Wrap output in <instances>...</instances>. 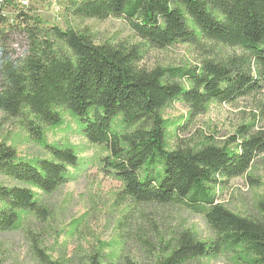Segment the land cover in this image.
<instances>
[{
  "label": "trees",
  "instance_id": "trees-1",
  "mask_svg": "<svg viewBox=\"0 0 264 264\" xmlns=\"http://www.w3.org/2000/svg\"><path fill=\"white\" fill-rule=\"evenodd\" d=\"M15 3H0V26L7 21L5 8ZM65 11L78 19L122 18L153 48L192 44L204 49L205 58L190 68H140L136 51L96 44L89 33L49 25L21 8L17 18L28 48L15 55L1 47L0 111L27 121L42 138L45 128L64 123L67 110L78 117L90 143L108 147L103 169L122 182V194L138 203L180 205L202 215L214 233L202 241L194 231L182 230L154 263L127 259L126 264H190L220 255L239 264H264V198L257 205L260 218L254 219L227 209L216 192L244 176L264 153V128L242 126L231 138L235 149L208 141L169 151L161 113L179 100L191 120L211 103L231 104L263 92L264 0H70ZM213 44L236 51L215 58ZM47 149L50 157L33 163L0 143V174L18 184L0 183V230L16 228L22 212L46 215L33 188L51 193L73 179L70 168L80 160L75 148ZM35 252L43 264H58L37 246ZM90 263L104 264L96 256Z\"/></svg>",
  "mask_w": 264,
  "mask_h": 264
},
{
  "label": "rangeland",
  "instance_id": "rangeland-1",
  "mask_svg": "<svg viewBox=\"0 0 264 264\" xmlns=\"http://www.w3.org/2000/svg\"><path fill=\"white\" fill-rule=\"evenodd\" d=\"M70 0H29L26 12L36 14L49 25L74 28L89 33L96 44H112L138 54V66L148 70L156 67H196L205 58L204 49L186 43H175L164 49L151 47L138 37L122 19H78L68 16L65 8ZM20 5L7 6V21L0 26L6 38L0 37V51L5 44L15 55H24L28 40L21 31L18 17ZM7 39V41H6ZM215 58L236 50L212 45ZM264 90L243 97L231 104L211 103L205 114L190 120L189 108L181 101L170 102L162 116L167 120L166 146L169 151L179 147H201L208 141L230 144L242 126L264 128ZM64 123L44 129L39 138L25 120L6 117L0 111V143L13 147L18 157L35 163L49 158L48 145L72 146L80 160L70 168L73 179L51 193L33 188L45 208L46 215L22 212L20 224L0 230V264H43L35 246L58 264H91L96 256L104 264H126L127 259L154 263L165 245L176 233L190 229L200 240L208 241L214 233L205 218L176 204L138 203L122 194V182L103 169L102 158L109 154L105 145L92 144L81 132L79 119L67 110ZM122 118L116 120L121 128ZM0 183L18 185L0 174ZM218 201L237 214L260 218L258 202L264 198V153L252 163L244 176L231 179L216 188ZM190 264H239L220 255L201 258Z\"/></svg>",
  "mask_w": 264,
  "mask_h": 264
},
{
  "label": "built area",
  "instance_id": "built-area-1",
  "mask_svg": "<svg viewBox=\"0 0 264 264\" xmlns=\"http://www.w3.org/2000/svg\"><path fill=\"white\" fill-rule=\"evenodd\" d=\"M16 1L19 3L22 9L27 8L29 5V0H16ZM3 2L4 0H0V3H3Z\"/></svg>",
  "mask_w": 264,
  "mask_h": 264
}]
</instances>
